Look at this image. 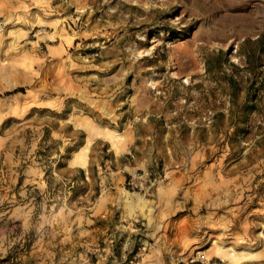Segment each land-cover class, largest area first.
Masks as SVG:
<instances>
[{"label":"rangeland","instance_id":"1","mask_svg":"<svg viewBox=\"0 0 264 264\" xmlns=\"http://www.w3.org/2000/svg\"><path fill=\"white\" fill-rule=\"evenodd\" d=\"M0 264H264V0H0Z\"/></svg>","mask_w":264,"mask_h":264},{"label":"bare ground","instance_id":"2","mask_svg":"<svg viewBox=\"0 0 264 264\" xmlns=\"http://www.w3.org/2000/svg\"><path fill=\"white\" fill-rule=\"evenodd\" d=\"M140 9V8H139ZM188 97V96H187Z\"/></svg>","mask_w":264,"mask_h":264}]
</instances>
